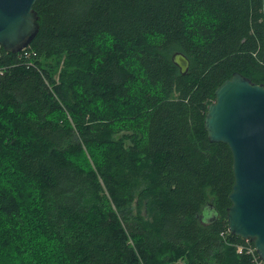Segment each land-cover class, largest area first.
<instances>
[{"label":"trees","instance_id":"1","mask_svg":"<svg viewBox=\"0 0 264 264\" xmlns=\"http://www.w3.org/2000/svg\"><path fill=\"white\" fill-rule=\"evenodd\" d=\"M33 8L30 46H0V264H252L226 228L231 151L202 121L234 72L264 86L262 2Z\"/></svg>","mask_w":264,"mask_h":264},{"label":"water","instance_id":"2","mask_svg":"<svg viewBox=\"0 0 264 264\" xmlns=\"http://www.w3.org/2000/svg\"><path fill=\"white\" fill-rule=\"evenodd\" d=\"M262 13L264 20V0ZM36 0H0V46L18 53L37 34ZM183 53L170 56L182 75L189 59ZM207 105L204 129L211 142L228 146L232 155L233 185L226 209L227 230L249 240L264 261V86L239 72L221 82Z\"/></svg>","mask_w":264,"mask_h":264},{"label":"built area","instance_id":"3","mask_svg":"<svg viewBox=\"0 0 264 264\" xmlns=\"http://www.w3.org/2000/svg\"><path fill=\"white\" fill-rule=\"evenodd\" d=\"M22 50H24V49H22ZM24 53H25V51H24ZM227 232H228V230H227ZM225 234H226L225 231L220 233V235L223 238L226 237ZM233 246L235 247V250L237 253H239V254L245 253L247 255H250L252 264H264V261L260 260L258 255L255 253L254 246L249 240H244V242L234 244Z\"/></svg>","mask_w":264,"mask_h":264}]
</instances>
